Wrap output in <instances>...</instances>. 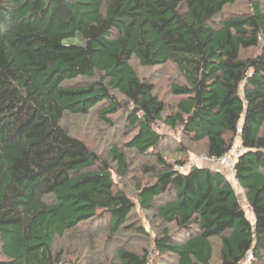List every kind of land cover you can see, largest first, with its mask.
<instances>
[{
  "label": "trees",
  "instance_id": "16d2710c",
  "mask_svg": "<svg viewBox=\"0 0 264 264\" xmlns=\"http://www.w3.org/2000/svg\"><path fill=\"white\" fill-rule=\"evenodd\" d=\"M238 1L0 0V264H67L58 238L97 219L110 237L131 231L153 246L118 245L92 264H151L156 252L176 264H261L264 0L227 9ZM165 65L179 74L168 104L139 72ZM72 116L122 124L124 141L99 154ZM172 136L174 160L161 149ZM238 144L233 172L186 170L190 154Z\"/></svg>",
  "mask_w": 264,
  "mask_h": 264
},
{
  "label": "rangeland",
  "instance_id": "374dc122",
  "mask_svg": "<svg viewBox=\"0 0 264 264\" xmlns=\"http://www.w3.org/2000/svg\"><path fill=\"white\" fill-rule=\"evenodd\" d=\"M230 11H238L240 13L248 10V4L246 0L238 1L236 4L227 7ZM139 72L143 76H147L151 79H156V84H158L157 92L159 96L168 103H171L175 100V97L170 91V83L174 80L179 79V74L176 69L171 65H165L162 67H155L151 69H140ZM67 123L70 128L74 131L73 133L80 138H82L92 149L96 150L99 154H105L111 143L113 142H122L124 138L121 133V127L116 130H107L105 124H103L97 117L85 118L81 116H72L67 119ZM159 129L162 131L165 129L164 126H160ZM178 135V133H176ZM174 136L169 138V141L164 142L161 145V149L164 150V153L167 158L174 160L181 156L180 152L176 151L178 145L177 142H174ZM126 140V139H125ZM238 144L236 148H240ZM192 148L197 149L199 152L202 151L199 146H192ZM235 148V149H236ZM189 159L186 164V170L194 165H209L207 162H201L200 158L203 156H198L195 154H190ZM138 160V159H135ZM222 170H227L231 172L226 166L220 167ZM232 175V174H231ZM117 185L122 187L123 183H127L128 179H121L120 177H115ZM130 190L133 189L129 185ZM240 201L246 210L248 217L252 222L255 221V216L251 212V208L247 204L244 193L241 189L238 188ZM137 217L140 218L141 222L146 225V228L151 230L147 220L146 213L138 210ZM154 220V216L150 215ZM158 225L159 230L165 225L154 221ZM156 225H153L157 227ZM106 226H108V221L106 219H97L92 222L82 223L74 231L67 233L63 238H58L57 245L65 248L67 256L70 262L67 264H92L89 260H101L102 258L110 259L112 250L120 246H129L131 248H137L142 250L149 247L152 248V241L146 237H138L135 233L131 231L120 233L117 237H110V233L107 231ZM152 231V230H151ZM156 233L152 231V237ZM110 256V257H109ZM151 264H176V260L171 255L159 256L158 253H154L151 257ZM216 262H214L215 264ZM264 264V260L261 262Z\"/></svg>",
  "mask_w": 264,
  "mask_h": 264
},
{
  "label": "built area",
  "instance_id": "2783aa9c",
  "mask_svg": "<svg viewBox=\"0 0 264 264\" xmlns=\"http://www.w3.org/2000/svg\"><path fill=\"white\" fill-rule=\"evenodd\" d=\"M242 152V148H236L235 150H233V152H230L224 156L221 157H208L206 155H203L200 158V161L203 162H207L213 166L216 167H223L226 166L231 172L234 171L235 165L238 162L239 156ZM196 165V164H194ZM178 169H183V167L181 166H177Z\"/></svg>",
  "mask_w": 264,
  "mask_h": 264
},
{
  "label": "bare ground",
  "instance_id": "6f19581e",
  "mask_svg": "<svg viewBox=\"0 0 264 264\" xmlns=\"http://www.w3.org/2000/svg\"><path fill=\"white\" fill-rule=\"evenodd\" d=\"M209 164V163H208ZM221 167V166H220Z\"/></svg>",
  "mask_w": 264,
  "mask_h": 264
}]
</instances>
